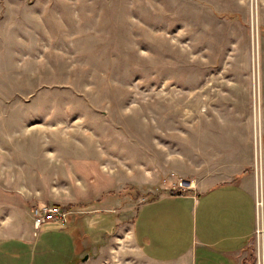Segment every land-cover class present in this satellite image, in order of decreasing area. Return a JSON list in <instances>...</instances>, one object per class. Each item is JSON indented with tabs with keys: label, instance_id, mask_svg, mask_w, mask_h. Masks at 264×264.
<instances>
[{
	"label": "rangeland",
	"instance_id": "1",
	"mask_svg": "<svg viewBox=\"0 0 264 264\" xmlns=\"http://www.w3.org/2000/svg\"><path fill=\"white\" fill-rule=\"evenodd\" d=\"M263 142L264 0H0V222L39 233L7 264H151L143 204ZM51 206L67 225H37Z\"/></svg>",
	"mask_w": 264,
	"mask_h": 264
},
{
	"label": "crops",
	"instance_id": "2",
	"mask_svg": "<svg viewBox=\"0 0 264 264\" xmlns=\"http://www.w3.org/2000/svg\"><path fill=\"white\" fill-rule=\"evenodd\" d=\"M259 156L257 166L251 161V168L237 169L227 180L210 187L191 184L183 194H164L143 204L131 232L145 259L151 264H264V239L256 235L255 207L258 181L264 188V142ZM1 226L0 222V249L18 251V259L25 256L21 254L25 244L38 238L37 231L33 237L26 232L25 237H10ZM43 239L39 241H44L43 249L52 246ZM81 256L80 250L76 261ZM1 257L0 264L10 261L9 256Z\"/></svg>",
	"mask_w": 264,
	"mask_h": 264
},
{
	"label": "built area",
	"instance_id": "3",
	"mask_svg": "<svg viewBox=\"0 0 264 264\" xmlns=\"http://www.w3.org/2000/svg\"><path fill=\"white\" fill-rule=\"evenodd\" d=\"M255 207L257 220L256 235L258 239H264V188L262 181L260 183L258 181ZM34 211L36 216L35 220L39 227L48 223L67 225L69 221V213L60 206L37 208Z\"/></svg>",
	"mask_w": 264,
	"mask_h": 264
},
{
	"label": "trees",
	"instance_id": "4",
	"mask_svg": "<svg viewBox=\"0 0 264 264\" xmlns=\"http://www.w3.org/2000/svg\"><path fill=\"white\" fill-rule=\"evenodd\" d=\"M172 195H173V196H175V195H180V193H172Z\"/></svg>",
	"mask_w": 264,
	"mask_h": 264
},
{
	"label": "bare ground",
	"instance_id": "5",
	"mask_svg": "<svg viewBox=\"0 0 264 264\" xmlns=\"http://www.w3.org/2000/svg\"><path fill=\"white\" fill-rule=\"evenodd\" d=\"M261 262H263V261L261 260Z\"/></svg>",
	"mask_w": 264,
	"mask_h": 264
}]
</instances>
